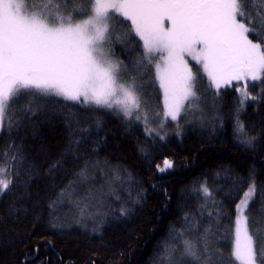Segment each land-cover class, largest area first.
Listing matches in <instances>:
<instances>
[{"label":"snow or ice","instance_id":"6c2138e0","mask_svg":"<svg viewBox=\"0 0 264 264\" xmlns=\"http://www.w3.org/2000/svg\"><path fill=\"white\" fill-rule=\"evenodd\" d=\"M113 14L130 21L128 31L116 39L135 45L138 54L131 67L112 59L108 46L113 43ZM189 60L199 66L196 72ZM149 74L163 93L158 112L148 108L141 95L140 81ZM198 79L201 84L206 80L214 98L235 84L236 138L242 146H253L256 137L248 136L239 111L246 101L257 99L249 91V82L264 84V0H0V131L5 126L9 132L31 127L37 136V122L57 113L67 129L65 154L78 157L92 131L89 114L106 110L128 125L133 120L143 123L146 136L164 140L162 132L169 121L179 127L186 105L193 114L198 107ZM22 99L26 103L18 107ZM95 127L99 129V121ZM61 166L52 164L49 175ZM157 168L166 172L173 162L165 159ZM36 175L22 145L9 143L0 151V195L22 188L18 199L23 203L30 198L29 185ZM116 179L123 184L122 177ZM228 179L233 188L247 185L235 203L230 264H264V243L256 234L260 221L250 231L247 214L257 194L256 182L252 174ZM88 181V165H84L49 203L52 228L58 226L55 209L65 200L79 211L77 223L95 224L93 234H98L107 216L128 214L123 203L119 208L107 205L110 198L121 200L114 192L75 191ZM213 187L204 181L197 189L216 209L208 212L209 218L222 209ZM126 194L132 195L130 190ZM260 209L264 210V200ZM18 211L13 204L9 215L14 217ZM184 220L182 228L173 231L174 243L164 250V264H224L222 250L209 239L211 229L201 232L194 218L185 215Z\"/></svg>","mask_w":264,"mask_h":264},{"label":"trees","instance_id":"16d2710c","mask_svg":"<svg viewBox=\"0 0 264 264\" xmlns=\"http://www.w3.org/2000/svg\"><path fill=\"white\" fill-rule=\"evenodd\" d=\"M110 25L113 43L108 47L112 57L131 67L138 54L135 45L116 39L128 31L130 21L113 14ZM191 65L196 72L199 66ZM124 78L129 77L125 74ZM140 83L147 107L160 111L163 93L158 82L149 74ZM197 88L201 99L195 116H182L179 127L177 123L170 125L164 140L146 136L143 123L133 120L128 125L115 113L94 111L89 114V138L83 141L78 157H73L65 154L67 129L57 113H50V120L37 122V136L31 127H14L9 132L5 126L0 131V151L9 143L22 145L37 175L29 185L30 198L23 203L18 199L22 188L0 195V264H164V250L174 243L173 231L182 228L185 215L194 218L201 232L211 229L210 241L222 250L224 264H230L235 203L247 185L233 188L229 176L247 178L252 174L256 182L257 194L247 213L250 231L264 214L260 209L264 200V84L249 83V91L257 99L246 101L239 111L248 136L256 137L251 147L242 146L236 138L239 96L235 84L215 98L207 91L206 80L201 84L198 79ZM25 103L22 99L18 107ZM95 121L100 122L99 129ZM165 159L173 162V168L160 172L157 165L163 166ZM58 162L62 166L49 175L51 165ZM84 165H88V177L92 178L75 191L92 190L95 184H101L99 191L107 189L121 197L120 201L108 199L107 205L119 208L123 203L128 214L107 216L98 234H93L95 224L91 220L77 223L78 210L65 200L55 209L58 226L52 228L49 203ZM117 177L123 178V184ZM204 181L214 186L215 201L222 205L219 214L211 218L208 212L216 209L197 193ZM129 190L131 197L126 194ZM13 204L19 209L14 217L9 215Z\"/></svg>","mask_w":264,"mask_h":264},{"label":"rangeland","instance_id":"374dc122","mask_svg":"<svg viewBox=\"0 0 264 264\" xmlns=\"http://www.w3.org/2000/svg\"><path fill=\"white\" fill-rule=\"evenodd\" d=\"M112 59L113 60H115L113 57H112ZM189 63L191 64V63H195L194 61H191V60H189ZM249 83H254V82H249ZM161 107H162V105H163V94H162V100H161ZM196 112H197V109L195 108L194 109V114H193V112L192 111H189V110H187V105H186V111H185V113H182V115H181V117L182 116H188V117H194L195 116V114H196ZM150 118V117H149ZM152 118H150V120H151ZM201 119V118H200ZM203 120V119H202ZM176 123L177 122H171V121H169L167 124H166V126H165V128H164V130H163V132H162V134H167L166 133V131H167V129L170 127V125H176ZM154 125V126H153ZM151 124L150 126H152V127H155L156 126V124ZM166 136V135H165ZM99 170V169H98ZM101 170V169H100ZM89 178H92V176H89ZM94 189L95 190H97V191H99V189H100V187H101V184H95L94 185ZM104 189V188H103ZM107 191V189L105 190V192ZM76 211L74 210V213H75ZM78 213H79V211H77ZM79 215H80V213H79ZM257 220H259L260 221V223H259V226L256 228V234H257V237H258V239H259V241L260 242H262V243H264V220H263V218H258Z\"/></svg>","mask_w":264,"mask_h":264},{"label":"bare ground","instance_id":"6f19581e","mask_svg":"<svg viewBox=\"0 0 264 264\" xmlns=\"http://www.w3.org/2000/svg\"><path fill=\"white\" fill-rule=\"evenodd\" d=\"M44 1H46V0H44ZM261 214V213H260ZM263 216H261V218H263L264 219V214H262ZM150 264V263H149ZM151 264H154V263H151Z\"/></svg>","mask_w":264,"mask_h":264}]
</instances>
